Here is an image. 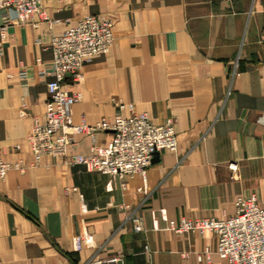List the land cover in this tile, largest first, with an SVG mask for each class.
<instances>
[{
  "label": "crops",
  "instance_id": "0c3cea01",
  "mask_svg": "<svg viewBox=\"0 0 264 264\" xmlns=\"http://www.w3.org/2000/svg\"><path fill=\"white\" fill-rule=\"evenodd\" d=\"M42 4L48 20L8 24L4 38L0 31V155L28 164L0 180V264H85L93 256L226 264L216 234L167 226L181 217L232 216L236 199L252 194L264 206V0ZM86 14L109 17L114 42L65 81L81 94L72 119L94 124L112 117L117 102L155 123L173 118L178 150L159 151L145 178H114L49 155L30 166L25 138L33 115L45 112L51 39ZM111 137L108 130L80 134L74 153ZM84 232L91 239L76 250L74 237Z\"/></svg>",
  "mask_w": 264,
  "mask_h": 264
},
{
  "label": "built area",
  "instance_id": "2783aa9c",
  "mask_svg": "<svg viewBox=\"0 0 264 264\" xmlns=\"http://www.w3.org/2000/svg\"><path fill=\"white\" fill-rule=\"evenodd\" d=\"M0 10H3L2 38L8 24H37L36 17L48 20L42 0H0ZM112 26L113 21L107 16L86 14L52 37L53 78L47 82L45 112L43 116L33 115L32 128L25 138L32 154L30 166L39 165L42 157L49 155L114 178L134 174L145 178L156 152L178 150L173 118L155 123L146 112H134L132 104L117 102L118 110L112 117H103L94 124H88L84 119L73 121V106L81 94L67 90L65 81L79 76L83 65L95 56L110 51L114 42ZM20 74L26 75V71L22 69ZM25 81L24 85L27 84ZM126 108L129 112L123 113ZM261 121L264 122V116ZM97 130L111 131V139L106 143L94 140L87 154L74 153L76 137L87 133L94 138ZM20 147L19 143L15 146ZM27 166L23 160L9 161L0 155V180L6 178L9 170L24 171ZM141 228L140 224L135 225L136 230ZM167 228L178 233L216 234V250L226 264H264V206L259 205L256 194L238 197L236 212L232 216L181 217L178 221L169 220ZM90 239L87 232L77 234L75 249L82 250ZM205 253L207 260L211 261L210 251ZM118 260L117 256L105 259L93 256L85 264H116Z\"/></svg>",
  "mask_w": 264,
  "mask_h": 264
},
{
  "label": "water",
  "instance_id": "95a60500",
  "mask_svg": "<svg viewBox=\"0 0 264 264\" xmlns=\"http://www.w3.org/2000/svg\"><path fill=\"white\" fill-rule=\"evenodd\" d=\"M157 154H158V152H156V153L154 154V157H155V155H157ZM154 157H153V159H154ZM153 159H152V160H153Z\"/></svg>",
  "mask_w": 264,
  "mask_h": 264
},
{
  "label": "rangeland",
  "instance_id": "374dc122",
  "mask_svg": "<svg viewBox=\"0 0 264 264\" xmlns=\"http://www.w3.org/2000/svg\"><path fill=\"white\" fill-rule=\"evenodd\" d=\"M214 264H217V263H214Z\"/></svg>",
  "mask_w": 264,
  "mask_h": 264
}]
</instances>
